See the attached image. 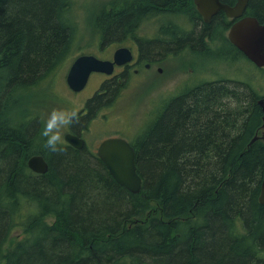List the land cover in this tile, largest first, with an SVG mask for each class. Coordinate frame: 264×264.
<instances>
[{
	"label": "trees",
	"instance_id": "16d2710c",
	"mask_svg": "<svg viewBox=\"0 0 264 264\" xmlns=\"http://www.w3.org/2000/svg\"><path fill=\"white\" fill-rule=\"evenodd\" d=\"M188 3L131 0L104 9L96 16L99 38L129 39L147 20L183 13ZM73 8V0H0V264H264V95L253 75L190 81L160 100L130 141L142 181L137 194L87 146L64 142V151L48 152L43 121L25 103L23 116H13L22 94L72 59ZM244 16L264 24V0H249ZM193 20L191 31L168 20L153 38L135 40L141 55L227 44L225 26L211 35L212 24ZM123 88L108 82V98ZM102 99H92L89 115ZM37 154L48 164L40 175L26 164Z\"/></svg>",
	"mask_w": 264,
	"mask_h": 264
},
{
	"label": "rangeland",
	"instance_id": "374dc122",
	"mask_svg": "<svg viewBox=\"0 0 264 264\" xmlns=\"http://www.w3.org/2000/svg\"><path fill=\"white\" fill-rule=\"evenodd\" d=\"M129 1L131 0H73V13L77 22L78 32L75 43L77 46L74 48L72 59L81 53L98 52L99 49L94 46L97 41H100L96 16L104 9L108 10L111 7L119 6ZM170 12L164 14V16L147 20L136 35L151 38L164 27L165 22L171 20V18L176 21L175 18L182 14L179 12L170 14ZM160 17H163V19ZM131 40L133 39L125 38L122 41L112 42V46L99 53L111 56L116 47L131 45ZM220 47L221 45L213 47L210 55L199 53L190 57L185 55L170 58L168 56L161 65L164 67L161 73L156 71V66L148 72H142L138 76L132 77L127 88L120 92L113 105L107 111L102 112V114L107 116V119L104 120L97 117L90 122L87 147L93 151V148L95 150L100 140L112 135H120L131 141L147 115L152 114L154 109L157 108L160 100L174 96L176 94L175 90H178L179 86L185 85L192 80L211 77V73L217 72L215 75L224 78H230L234 75L235 79H249L253 75L257 91L264 95V72L256 69L249 60L241 58L237 53L235 54L236 64H229L227 56L219 54ZM72 59L62 66L60 71L51 75L43 84L30 93L22 94L11 108L13 116H23L24 113L21 111L23 103H25L24 107L28 108L29 115L33 112L36 118H40L43 121V124L48 113L53 108H75L78 111L82 106L81 96L73 95L65 81ZM90 89L91 87L86 92H89ZM66 131L67 129L63 134ZM41 134H43V131ZM98 134L100 136H97ZM51 221L52 218L47 219V222L50 223Z\"/></svg>",
	"mask_w": 264,
	"mask_h": 264
},
{
	"label": "water",
	"instance_id": "95a60500",
	"mask_svg": "<svg viewBox=\"0 0 264 264\" xmlns=\"http://www.w3.org/2000/svg\"><path fill=\"white\" fill-rule=\"evenodd\" d=\"M248 1L237 0L234 6L220 3L219 0H193V3L206 22L219 11H223L227 18L236 20L227 32V39L254 66L264 69V24L253 16H244ZM131 59V51L126 47L115 50L113 61L100 60L92 55L77 56L68 68L66 83L73 92H79L85 87L91 73L110 75L115 65L121 66ZM258 104L264 107V97ZM64 137L65 142L75 149H81L85 144L74 134L67 133ZM258 138L254 137L251 142ZM260 138L264 142V116ZM96 155L117 184L133 194L139 193L142 181L137 173L134 149L126 139H104L99 143ZM26 164L35 174H44L48 170L47 162L39 154L29 157ZM259 202L264 204V175Z\"/></svg>",
	"mask_w": 264,
	"mask_h": 264
},
{
	"label": "flooded vegetation",
	"instance_id": "af4514ba",
	"mask_svg": "<svg viewBox=\"0 0 264 264\" xmlns=\"http://www.w3.org/2000/svg\"><path fill=\"white\" fill-rule=\"evenodd\" d=\"M236 1L237 0H219L220 3L227 4L229 6H233L236 3ZM191 5L192 6L190 7V3H188V9H186V8L181 9V10H187V11H185V12L183 11V13L179 12L182 14L179 17L175 18L176 21H173L171 18V20H169L170 25L175 26V27L180 28V29H183V30L191 31L194 27L193 18L196 15L201 24H212L211 28H210V34L211 35L217 34L219 32V28L220 27L222 28V26L223 27L225 26L227 29L225 30L224 35L226 37L227 44L224 42L223 39H219L218 41L211 43L210 46H209V43H207V45L204 49H202L201 51H196V52L193 51L190 48V46L183 45V47L181 49H179L175 52H167V55H165L166 54L165 53L164 55H160L159 57L145 58L143 55H141L139 44L135 40H138V41L144 40L146 37L137 36V35L131 37V39H133V40H131V42H132L131 45L129 44V45L119 46V47L115 48V50L118 48H121V47L128 48L132 54V59L129 62H127L121 66L115 65L113 72L110 75H106L104 73H91L85 87L79 92H73L67 85L68 89L72 92L73 95L81 96L80 101L82 102V106L78 110L79 117H80L79 121L74 123L71 127L67 128V131L65 133H72V134L76 135L77 137L84 140V143H85L84 147L88 146L87 136H88V133H90V127H89L90 122L97 117L99 119H104V120L107 119V116L105 114H102V112L107 111L109 109V107H111L117 99L116 98L113 101V97L108 98V90H106V86H108V82L114 81V82H118V83H123V85H124V88L122 89V91H123L129 85L130 79L132 77L138 76V74H140L142 72H148L157 66L156 71L158 73H161L163 71V68H164L161 65L164 62V60H166L168 58V56H170V58H177V57H182L185 55L190 57L193 54H199V53H201V54L207 53V55L208 54L210 55L213 47L221 45V47L219 49V54L222 56H227L229 64H231V63L236 64V55L235 54H236L237 49L227 39V32H228L230 26L236 20H234V19L232 20L230 18H227L223 11H219L216 14H214L213 16H211L210 20L208 22H206L204 20L203 16L197 11V9L193 3V0H192ZM178 10L174 9V12H176ZM141 26H142V24H141ZM139 31H140V28L137 30V32H139ZM134 42H136V43H134ZM95 44L96 45H94V46H97V48H99L98 52L81 53L77 56L92 55V56H95L96 58H98L100 60H109V61L113 60V54H114L115 50L113 51L111 56L101 55L99 53V52H104L105 49H108L109 46H112L111 45L112 41L104 43V42H102V40H100V41H97ZM75 58H73L72 60H74ZM64 65H62V66H64ZM215 74H217V72L211 73L210 74L211 77H209V78L195 79V80H192L191 83H194V82L199 81V80H205V79L218 80V79L235 78L234 75L231 76L230 78H224V77H219ZM89 87H91V89L89 90V92H86V90L89 89ZM182 88H183L182 86H179V89L175 90V92L176 93L179 92V90ZM96 96H97V98H103V99L95 108H92V112L89 115L88 114V111H89L88 109H90L89 105H90L92 99ZM83 118L86 119V122L82 124L81 120ZM97 136H100V134H98ZM109 137H121V138L126 139L131 144V142L128 138H125V137L120 136V135L107 136L104 139L109 138ZM104 139L100 140V142L103 141ZM99 143H98V145H99ZM98 145L95 147V150L93 148V151L95 154H96V150H97Z\"/></svg>",
	"mask_w": 264,
	"mask_h": 264
},
{
	"label": "clouds",
	"instance_id": "9594fccd",
	"mask_svg": "<svg viewBox=\"0 0 264 264\" xmlns=\"http://www.w3.org/2000/svg\"><path fill=\"white\" fill-rule=\"evenodd\" d=\"M79 112L75 108H53L44 123V147L50 153L64 151V131L79 121Z\"/></svg>",
	"mask_w": 264,
	"mask_h": 264
},
{
	"label": "bare ground",
	"instance_id": "6f19581e",
	"mask_svg": "<svg viewBox=\"0 0 264 264\" xmlns=\"http://www.w3.org/2000/svg\"><path fill=\"white\" fill-rule=\"evenodd\" d=\"M233 6H234V5H233ZM71 43H72V42H71ZM73 43H74V41H73ZM67 50H68V49H67ZM68 53H69V51H68ZM66 56H67V54H66ZM60 61H61V60H60ZM72 61H73V60H72ZM112 61H113V60H112ZM61 62H62V61H61ZM62 64H64V63H61V65H62ZM53 68H54V67H53ZM262 69H263V68H262ZM58 71H60V69H59ZM48 74H49V73H48ZM51 74H52V73H51ZM47 76H48V75H47ZM47 76H45L44 80L46 79ZM89 76H90V75H89ZM42 77H43V76H42ZM88 78H89V77H88ZM42 79H43V78H42ZM87 81H88V80H87ZM65 134H67V133H65ZM65 134H64V135H65ZM70 134H72V133H70ZM64 142H65V140H64ZM83 147H84V146H83Z\"/></svg>",
	"mask_w": 264,
	"mask_h": 264
}]
</instances>
